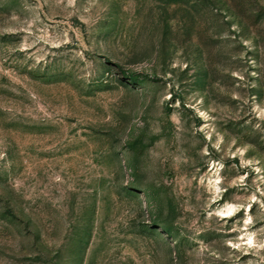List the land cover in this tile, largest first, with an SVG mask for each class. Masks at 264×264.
Here are the masks:
<instances>
[{
	"label": "rangeland",
	"instance_id": "1",
	"mask_svg": "<svg viewBox=\"0 0 264 264\" xmlns=\"http://www.w3.org/2000/svg\"><path fill=\"white\" fill-rule=\"evenodd\" d=\"M0 264H264V0H0Z\"/></svg>",
	"mask_w": 264,
	"mask_h": 264
}]
</instances>
